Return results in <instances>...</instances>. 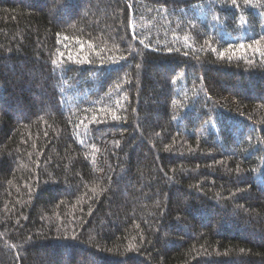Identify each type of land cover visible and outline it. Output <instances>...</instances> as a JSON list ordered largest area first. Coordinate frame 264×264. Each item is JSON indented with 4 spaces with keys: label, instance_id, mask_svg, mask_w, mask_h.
I'll return each mask as SVG.
<instances>
[{
    "label": "trees",
    "instance_id": "trees-1",
    "mask_svg": "<svg viewBox=\"0 0 264 264\" xmlns=\"http://www.w3.org/2000/svg\"><path fill=\"white\" fill-rule=\"evenodd\" d=\"M0 264H264V0H0Z\"/></svg>",
    "mask_w": 264,
    "mask_h": 264
},
{
    "label": "snow or ice",
    "instance_id": "snow-or-ice-1",
    "mask_svg": "<svg viewBox=\"0 0 264 264\" xmlns=\"http://www.w3.org/2000/svg\"><path fill=\"white\" fill-rule=\"evenodd\" d=\"M248 2V0H245V3H247ZM232 3L233 4H236V0H232ZM257 43H259V42H257ZM248 47L250 48L251 47V45H248ZM246 50V47H245V45L244 44H239L238 46H236L235 48H231V49H229L228 51L229 52H235V51H241V52H243V51H245ZM225 55V53H222L221 54V56L223 57ZM113 119H115V117H113Z\"/></svg>",
    "mask_w": 264,
    "mask_h": 264
},
{
    "label": "rangeland",
    "instance_id": "rangeland-1",
    "mask_svg": "<svg viewBox=\"0 0 264 264\" xmlns=\"http://www.w3.org/2000/svg\"><path fill=\"white\" fill-rule=\"evenodd\" d=\"M26 71V70H25ZM34 75V74H33ZM17 80H19V78L17 79ZM36 101H38V99H36Z\"/></svg>",
    "mask_w": 264,
    "mask_h": 264
}]
</instances>
